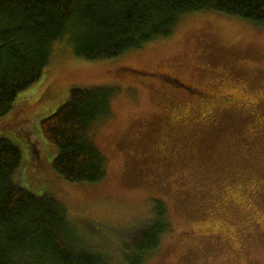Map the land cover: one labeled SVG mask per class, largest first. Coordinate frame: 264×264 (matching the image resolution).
Listing matches in <instances>:
<instances>
[{
	"label": "rangeland",
	"instance_id": "1",
	"mask_svg": "<svg viewBox=\"0 0 264 264\" xmlns=\"http://www.w3.org/2000/svg\"><path fill=\"white\" fill-rule=\"evenodd\" d=\"M154 72L233 101L204 120L209 111H198L193 96L162 84L160 75L140 76ZM101 86L113 89L111 113L92 128L107 175L97 183L67 181L52 168L56 147L40 121L71 88ZM172 100L169 112L164 103ZM19 132L28 138L20 185L58 200L108 264H125L112 240L134 232L155 201L165 207L169 230L144 264H264V25L189 13L170 36L95 61L57 43L41 77L0 117V137L23 144ZM224 230L235 234L216 235ZM229 236L234 244L222 240Z\"/></svg>",
	"mask_w": 264,
	"mask_h": 264
},
{
	"label": "trees",
	"instance_id": "2",
	"mask_svg": "<svg viewBox=\"0 0 264 264\" xmlns=\"http://www.w3.org/2000/svg\"><path fill=\"white\" fill-rule=\"evenodd\" d=\"M195 12L264 25V0H0V117L41 77L55 44L89 61L116 58L170 36L184 15ZM112 95L109 87L71 88L65 102L41 119L43 137L56 147L52 168L65 180L106 177L92 127L110 116ZM20 134L15 138L23 144L0 137V264H108L72 228L58 200L20 185L28 161V138ZM152 210L134 232L112 240L121 245L125 264H144L168 232L164 205L155 201Z\"/></svg>",
	"mask_w": 264,
	"mask_h": 264
},
{
	"label": "flooded vegetation",
	"instance_id": "3",
	"mask_svg": "<svg viewBox=\"0 0 264 264\" xmlns=\"http://www.w3.org/2000/svg\"><path fill=\"white\" fill-rule=\"evenodd\" d=\"M158 75H160V77H162L164 79L165 83H163L161 81L162 84H164L166 86H169L174 91H177V92L180 91L183 94H187L189 97L193 96V98L196 101L195 106L197 107L198 111H203V112L209 111L208 113L205 114L204 120L211 118L210 116L214 114V113L211 112V108L215 107L216 110L224 108L225 106L227 108L228 106L231 105V102L233 101L232 99H230V100H228V99L223 100L222 99L221 101H216V99L210 98L211 97L210 95H209L210 97L205 95L206 93L203 92V90H200V89H198L196 87H193V86H190V85L188 86L187 84H185V82H181L178 78H174V77L168 75L165 72L164 73H160V74H159V72H154V73H151V74L144 73V74H142L140 76L141 77L149 76L151 79L155 80V77L158 76ZM172 102H174V101L172 100L171 102H169L167 104L164 103L165 107L167 108V110L169 112L172 111ZM219 102H224V104H221ZM175 104L177 105V104H179V102H176ZM169 109H171V110H169ZM174 112H175V110H174ZM175 113L179 114L177 112H175ZM209 232H211V231H209ZM220 234H222L223 236H226L225 234L232 235V234H235V233L233 231H231V230L230 231L224 230L222 232L219 231L218 234H216V235H220ZM213 236L215 238V235H213ZM222 240L225 241L226 243L229 242L230 244H234V242H236L237 239L233 240L231 238V236H229V237H225V238L223 237ZM238 241H239V239H238Z\"/></svg>",
	"mask_w": 264,
	"mask_h": 264
}]
</instances>
